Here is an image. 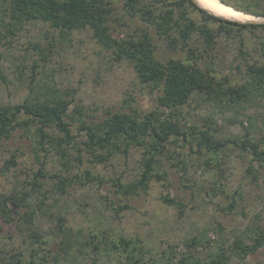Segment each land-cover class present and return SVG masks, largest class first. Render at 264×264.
Wrapping results in <instances>:
<instances>
[{"label": "rangeland", "instance_id": "374dc122", "mask_svg": "<svg viewBox=\"0 0 264 264\" xmlns=\"http://www.w3.org/2000/svg\"><path fill=\"white\" fill-rule=\"evenodd\" d=\"M244 2L264 7V0ZM113 10L115 19L120 3ZM189 15L198 22L202 20L195 11L189 10ZM124 22L125 28L111 23L121 33L141 27L135 18H126ZM208 26L217 28L214 23ZM256 33L264 36V32ZM241 36L244 40V32ZM215 38L217 57L210 66L232 85L244 84V61L264 62L263 53L251 49L244 60L237 36L226 39L216 34ZM245 39L247 43L258 41L249 33H245ZM8 41L12 46L7 45ZM155 44L161 50V58H175L179 54L169 52L160 41ZM241 50L244 52V45ZM40 52L47 56L45 63ZM36 61L39 65L32 71L31 65ZM49 89L59 90L63 98L72 101L68 123L73 140L65 157L61 158L56 151L43 157L39 151L40 160L35 161L24 132L15 131L9 139H0V195L21 197L30 192L31 203L38 204L33 205L32 223L22 217L25 209L11 213L6 221L0 217V264H12L9 256L13 252L21 253V264L125 262L124 257L98 254L87 244L91 235L99 238L102 234L110 240H141L153 252L155 264H164V254L170 256L173 251L193 256L199 264L215 258L219 252L228 257L225 264H264V165L252 162L251 155L241 148L246 134L264 148V87L238 104L224 101L217 105L208 100L197 103L192 96L187 104L173 111V118L184 126L186 139L174 137L164 144L153 171L162 178L152 179L147 191L131 196L116 193V184L126 185L139 178L143 149L131 148L127 156L114 153L105 162L94 161L84 149L86 139L84 133L78 132L79 115L74 109L82 111L88 124L104 118L108 110L158 112L157 98L161 92L141 84L131 64L114 61L111 51L93 38L90 29L62 32L35 21L25 23L13 39L0 35V106L21 103L26 98H48ZM207 124L217 140H234L237 144H225L218 155L204 149L197 151L187 128L203 129ZM12 154L16 163L5 168V161ZM66 161L69 168L63 165ZM40 162H44L47 174L77 177L67 193L60 194L51 188L56 180L48 178L40 180V189L31 191ZM86 171L94 179L87 182ZM165 196L180 202L182 207L164 203ZM121 205L128 208L119 209ZM58 224L67 235L58 230ZM31 233L46 241L43 250L38 249ZM258 235L262 236V243L255 253L242 258L233 250L235 240L252 245ZM35 247L38 255L32 256Z\"/></svg>", "mask_w": 264, "mask_h": 264}, {"label": "trees", "instance_id": "16d2710c", "mask_svg": "<svg viewBox=\"0 0 264 264\" xmlns=\"http://www.w3.org/2000/svg\"><path fill=\"white\" fill-rule=\"evenodd\" d=\"M220 2L250 16L264 17V7L258 3L244 2V0H219ZM120 3L118 17L113 18L114 5ZM189 10L197 12L201 21H196L189 15ZM115 15V16H116ZM135 18L140 26L133 31L121 33L111 22L127 27L124 20ZM40 21L59 31H73L90 29L93 38L109 49L114 61H125L131 64L137 80L151 89H158L161 95L157 98V107L160 108L145 114L136 110H116L105 113L106 116L97 122L86 123L82 111L74 109L78 117V132L84 133V149L101 163L114 153L128 155L131 148H142V171L139 178L122 185L116 184L118 194L125 196L138 195L149 188L152 179H161L162 176L153 173L156 156L162 153L164 144L171 138L186 139V132L179 122L173 118V111L183 107L193 96V101H213L215 104L227 102L238 104L247 101L252 95L264 87V62L256 59L246 60L252 52L259 50L264 55V36L256 32H264V24H239L208 14L196 6L192 0H0V35L6 39L14 38L25 23ZM208 23H214L213 30ZM235 29H233V28ZM233 30H235L233 32ZM244 32V40L241 33ZM245 33L254 35V43H247ZM216 34L233 38L237 36L239 53L244 54V84L232 85L227 77L221 76L214 67L210 66L217 57L215 53ZM160 41L169 52L178 54L175 58H161L155 42ZM12 46L11 42H6ZM244 43V44H243ZM244 45V52L241 48ZM33 45V48H37ZM41 60L46 62L47 56L40 52ZM215 53V55H214ZM209 61L210 63L208 64ZM36 61L31 65L32 71L38 67ZM50 91V89L48 90ZM51 96L45 99L26 98L21 103L0 106V139H9L15 131H22L31 142L35 161H39V151L43 157L49 151H56L61 158L66 156V148L73 140L68 112L71 100L61 96L59 90H51ZM58 94L55 98L54 94ZM223 98V99H222ZM205 124V122H203ZM198 129L188 126L189 134L196 142L197 151L202 149L212 155H218L227 143L237 144L234 140H217L211 133L209 125ZM248 134L241 140V148L251 155V161L264 165V148L248 138ZM105 151V153H104ZM102 152V153H101ZM79 159V158H78ZM79 161H81L79 159ZM67 162V163H66ZM63 162L66 168L69 161ZM5 168L16 163V156L11 155L5 161ZM44 162H40V169L33 176L31 191H37L43 185L41 179L56 180L51 188L60 194L67 193L72 187L73 178L60 177L56 174H47ZM249 172L250 167L247 169ZM248 172V173H249ZM87 182L94 179L89 171L85 172ZM85 184H83L84 186ZM30 192L21 197L0 195V217L6 221L11 213H19L25 209L22 217L27 223L33 222L34 208L31 203ZM162 201L168 205H178L167 196ZM119 209L128 208L127 205L118 206ZM232 207V206H230ZM61 221H59L60 223ZM60 232L64 228L58 224ZM68 231V230H66ZM71 231H68V234ZM65 235L67 233L65 232ZM34 238L38 249L43 250L45 240H41L35 233ZM73 241V240H72ZM262 243V236L254 238L252 245H244L240 240L233 242V250L242 258L257 251ZM89 246L98 254L109 253L119 258L124 257L121 264H155L153 252L137 238H118L110 240L107 234L97 238L89 237ZM192 245V243H191ZM64 250V249H63ZM148 257L145 258V255ZM31 255H38V250L32 248ZM12 264H21V253L13 252L9 256ZM178 258L176 262L174 259ZM193 256L177 255L173 251L170 256L164 254V264H199ZM146 259V260H145ZM193 259V261H192ZM228 257L219 252L215 258L203 264H225ZM120 264V263H118Z\"/></svg>", "mask_w": 264, "mask_h": 264}, {"label": "bare ground", "instance_id": "6f19581e", "mask_svg": "<svg viewBox=\"0 0 264 264\" xmlns=\"http://www.w3.org/2000/svg\"><path fill=\"white\" fill-rule=\"evenodd\" d=\"M195 2L200 8L214 16L237 21H247L254 18L220 2L219 0H195Z\"/></svg>", "mask_w": 264, "mask_h": 264}, {"label": "water", "instance_id": "95a60500", "mask_svg": "<svg viewBox=\"0 0 264 264\" xmlns=\"http://www.w3.org/2000/svg\"><path fill=\"white\" fill-rule=\"evenodd\" d=\"M192 1L196 4V6H198V4L195 2V0H192ZM204 11L207 12L206 10H204ZM207 13L211 14L209 12H207ZM211 15H213V14H211ZM216 17H218V16H216ZM252 17H254V18L251 19V20H247V21H244V20L243 21L230 20V19H226V18H223V17H219V18H223L225 20H228V21H231V22H236V23H239V24H247V23H249V24H264V17H255V16H252Z\"/></svg>", "mask_w": 264, "mask_h": 264}]
</instances>
